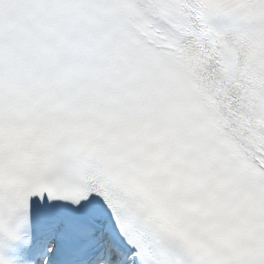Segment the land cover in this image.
I'll return each instance as SVG.
<instances>
[{
  "label": "snow or ice",
  "instance_id": "6c2138e0",
  "mask_svg": "<svg viewBox=\"0 0 264 264\" xmlns=\"http://www.w3.org/2000/svg\"><path fill=\"white\" fill-rule=\"evenodd\" d=\"M0 264H264V0H0Z\"/></svg>",
  "mask_w": 264,
  "mask_h": 264
}]
</instances>
